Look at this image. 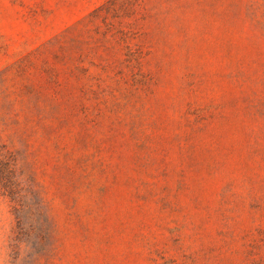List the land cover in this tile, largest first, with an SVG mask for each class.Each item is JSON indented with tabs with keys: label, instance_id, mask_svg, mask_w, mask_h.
<instances>
[{
	"label": "rangeland",
	"instance_id": "rangeland-1",
	"mask_svg": "<svg viewBox=\"0 0 264 264\" xmlns=\"http://www.w3.org/2000/svg\"><path fill=\"white\" fill-rule=\"evenodd\" d=\"M0 141V264H264V0H0Z\"/></svg>",
	"mask_w": 264,
	"mask_h": 264
},
{
	"label": "trees",
	"instance_id": "trees-1",
	"mask_svg": "<svg viewBox=\"0 0 264 264\" xmlns=\"http://www.w3.org/2000/svg\"><path fill=\"white\" fill-rule=\"evenodd\" d=\"M20 162L17 161L12 152L5 149V145L0 141V187H3L17 203L25 201L28 191L25 189L26 177L20 169ZM33 192V187L31 186ZM31 203H21V208L30 206ZM29 208V207H27ZM28 210H25L27 212Z\"/></svg>",
	"mask_w": 264,
	"mask_h": 264
}]
</instances>
